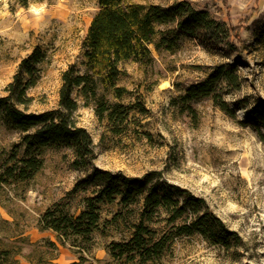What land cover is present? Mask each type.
<instances>
[{"label": "rangeland", "instance_id": "rangeland-1", "mask_svg": "<svg viewBox=\"0 0 264 264\" xmlns=\"http://www.w3.org/2000/svg\"><path fill=\"white\" fill-rule=\"evenodd\" d=\"M125 1L163 7L175 2ZM177 1L206 11L223 31L200 39L181 33L173 51L150 45L152 64H121L116 85L128 93L120 100L108 93L110 101L130 107L119 133L99 119L78 90L73 92L79 104L75 119L94 143L90 166L76 169L71 148L48 147L34 178L9 176L7 171L26 157L25 134L0 117V264H72L80 257L83 264H264V130L248 115L250 109L264 107V42L258 39L264 0ZM99 2L27 0L23 6L19 0H0V97L7 95L22 61L41 48L47 56L40 65L41 79L28 91L26 111L59 109L64 73L86 70L85 40ZM222 65L236 69L240 89L221 82L211 96L186 98L191 85ZM95 169L140 178L158 173L155 183L179 186L204 199L205 209L224 223L230 238L215 243L197 233L178 235L177 227L190 219L170 224L171 214L164 210L149 224L154 240L165 237L162 248H151L149 258L130 260L127 253L119 259L110 246L131 239L142 205L105 203L92 242L78 248L61 245L54 231L41 229V218L56 203L80 215L93 188L69 193Z\"/></svg>", "mask_w": 264, "mask_h": 264}, {"label": "trees", "instance_id": "trees-1", "mask_svg": "<svg viewBox=\"0 0 264 264\" xmlns=\"http://www.w3.org/2000/svg\"><path fill=\"white\" fill-rule=\"evenodd\" d=\"M19 2L27 6V0ZM99 8L85 40L86 70L83 74L75 69L64 73L59 109L41 113L26 111L30 102L28 91L41 79L40 65L47 56L41 48H36L22 61L20 73L6 88L7 95L0 97V117L11 128L25 134L22 143L26 157L20 160L21 165L7 171L9 176L22 181L34 178L43 168L41 154L48 147L71 148L75 152L73 166L76 169L90 166L94 158V143L89 132L79 126L75 119L79 104L73 99V92L78 90L85 103L94 106L99 119L107 120L113 131L119 133L120 127L129 118L130 107L110 101L108 93L110 91L116 100L128 93L127 89L116 85L122 73L121 64L127 61L152 64L154 57L150 45L154 44L157 50L173 51L181 33L200 39L203 35L213 36L223 31V25L206 11L196 10L186 1L175 0L173 4L163 7L149 2L100 0ZM162 26L169 29L160 31L159 27ZM158 36L160 38L157 40ZM258 39L264 42V28L258 34ZM221 82L237 90L241 87L236 69L222 65L203 82L191 85L186 98L211 96ZM223 110H229L225 103ZM248 115L257 129L264 130L263 106L250 109ZM157 175L154 172L142 178L127 177L95 169L69 193L74 194L81 187L93 188V196L84 199L85 209L80 215L75 216L56 203L42 216L41 229L54 231L61 245L78 248L92 242L101 219V204L117 203L123 207L141 204L131 239L110 246L114 257L120 259L129 253L130 260H135L139 255L149 258L147 254L152 251L151 248H162L165 237L154 240V231L149 224L164 210L171 214L168 220L170 224L182 218L190 219L177 227L178 235L197 233L215 243L226 242L230 238L231 233L224 223L205 209L204 199L179 186H166L160 181L155 183ZM50 245L58 248L51 241ZM84 260L80 257L79 262L72 264H83Z\"/></svg>", "mask_w": 264, "mask_h": 264}]
</instances>
